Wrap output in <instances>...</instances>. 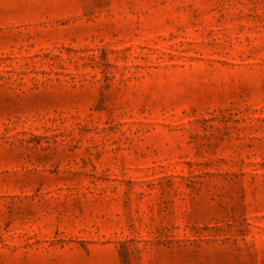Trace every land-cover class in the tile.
<instances>
[{
    "label": "rangeland",
    "instance_id": "obj_1",
    "mask_svg": "<svg viewBox=\"0 0 264 264\" xmlns=\"http://www.w3.org/2000/svg\"><path fill=\"white\" fill-rule=\"evenodd\" d=\"M0 264H264V0H0Z\"/></svg>",
    "mask_w": 264,
    "mask_h": 264
}]
</instances>
